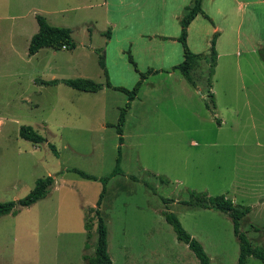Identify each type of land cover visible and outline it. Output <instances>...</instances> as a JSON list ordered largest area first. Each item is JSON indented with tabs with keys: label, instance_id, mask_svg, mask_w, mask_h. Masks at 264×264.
<instances>
[{
	"label": "rangeland",
	"instance_id": "rangeland-1",
	"mask_svg": "<svg viewBox=\"0 0 264 264\" xmlns=\"http://www.w3.org/2000/svg\"><path fill=\"white\" fill-rule=\"evenodd\" d=\"M103 2L0 0V202L20 200L37 180L54 179L44 199L0 217V264H86L83 256L93 254L97 240V217L88 210L96 208L103 188L99 213L112 264H199L163 213L175 215L209 264H237L239 243L229 217L186 203L194 191L249 207L239 231L253 247L264 246V49L254 44L264 41V5L252 9L254 51L235 48L215 66L213 104L208 57L191 73L196 86L178 71L153 72L130 103L120 145L116 126L127 94L41 84L82 78L131 90L139 81L127 60L129 53L135 62L137 42L119 39L106 48ZM136 3L137 23L165 9L163 0ZM37 15L70 29L75 48H44L29 56ZM100 55L109 78L99 67ZM21 127L44 141L20 138ZM119 148L122 174L104 187L100 179L113 172ZM88 218L93 227L86 249ZM246 264L262 263L249 257Z\"/></svg>",
	"mask_w": 264,
	"mask_h": 264
},
{
	"label": "trees",
	"instance_id": "trees-1",
	"mask_svg": "<svg viewBox=\"0 0 264 264\" xmlns=\"http://www.w3.org/2000/svg\"><path fill=\"white\" fill-rule=\"evenodd\" d=\"M203 0H193L191 6L186 7L184 12L179 20L180 24V35L177 38V41L182 46L183 52V61L173 68L174 71H178L183 78L186 79L192 86H195L191 78L192 70L197 67L198 62L201 60L200 55H196L190 51L187 46L186 38H187V30L188 26L192 22V20L197 15L205 16L204 12L201 8V3ZM206 17V16H205ZM207 18V17H206ZM38 30L37 32L31 37L29 46H28V55L33 56L38 53L41 49L48 48L54 51H61V50H72L75 48L74 41L71 36V30L68 28L62 27H54L50 26L46 19L42 16L37 15L35 17ZM105 36L109 38V31L105 33ZM217 34H214L210 41V49H209V80H208V87L211 88V77L214 73V68L216 66V59L217 53L215 49ZM127 59L129 63L133 66L134 70L137 71L136 65L130 56L127 54ZM264 60V55L262 56ZM99 67L103 70L104 76L107 78L106 70H105V63L104 57L102 55L98 58ZM153 73L152 70H149L145 73H139V81L135 84V86L131 90H127L124 88H113L108 80L106 83L97 84L94 83L90 79H68L63 81L58 80H51V81H43L41 84L50 86L55 85L58 83H63L64 85L81 92L87 93H96L101 91L104 88H112L117 91H121L127 94L129 102L125 104L122 108L117 124V134L119 135V143L120 145L123 142L122 139V130L121 126L125 122V115L127 111L130 109V103L134 101L137 96V93L142 85V82L147 79V77ZM208 97L210 98L211 104H213V95L209 93ZM20 138L31 142L32 144H40L44 141V139L37 134L35 130L30 127H21L19 130ZM54 150V149H53ZM118 158L116 160V166L113 172L104 178H101L100 181L102 182L103 186L107 184V182L114 177L115 175L122 174L120 169V148L118 149ZM71 172L77 174L83 179L87 180H96V178L91 177L85 174L82 171L72 169ZM161 183L165 182V180L160 179ZM54 179L50 176L39 179L36 181L34 188L22 199L17 201H9V202H0V217L7 216V215H16L18 209L21 208H28L35 204L36 202L44 199L49 191V188L52 186ZM105 194V188H103L100 198L97 202L96 208H91L88 212H93L94 215L97 217V240L96 245L94 248V252L92 255L85 254L83 259L86 261V264H112L110 257L107 252V231L104 222L102 221L99 213V205L101 203V199ZM189 201L186 203L190 206L199 207L202 209L208 210H216L220 213H223L229 217L233 225V232L236 236L238 243H239V256L237 264H246L247 258L253 257L259 260L262 264H264V246L262 247H253L246 236L239 231L240 221L246 217L250 213V208L236 204L226 198L223 195L210 197L206 193H197L194 191H189ZM173 202L171 200H164V203ZM165 221L172 227L176 239L184 243L188 249L193 253L195 258L198 260L199 264H209V258L204 252L202 246L191 236H189L184 229L182 228L178 219L172 213H163ZM93 223L90 218L86 220L85 229L87 231V243L86 249L89 246V241L92 237Z\"/></svg>",
	"mask_w": 264,
	"mask_h": 264
},
{
	"label": "crops",
	"instance_id": "crops-1",
	"mask_svg": "<svg viewBox=\"0 0 264 264\" xmlns=\"http://www.w3.org/2000/svg\"><path fill=\"white\" fill-rule=\"evenodd\" d=\"M136 1L104 0L103 4L107 7L105 24L110 29H108L109 38L105 36L106 48L119 39L137 42L132 47V53L134 63L139 65V69L147 68V71L151 69L155 73H173V68L183 61L182 46L177 41L180 35L179 20L184 9L191 6L193 0H163L165 9L161 13L158 11L149 21L142 23L134 21L138 13L135 7ZM259 4L264 5V0H203L201 8L207 18L199 14L188 26L186 38L188 48L192 53L207 58L211 38L217 34L216 66L222 58L232 56L235 48H243L244 52L254 51L250 47L252 38L249 27L251 20H256V12H252V9L258 10L256 6ZM110 7L116 8L117 11H111ZM254 44L264 49V41L258 40ZM141 60L145 65L142 66ZM139 69L134 70L138 77ZM105 70L109 78L106 63ZM211 90L209 88V93Z\"/></svg>",
	"mask_w": 264,
	"mask_h": 264
}]
</instances>
